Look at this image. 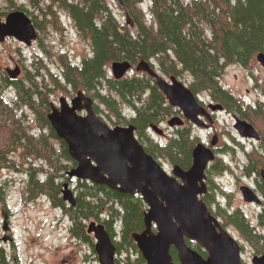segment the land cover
I'll return each mask as SVG.
<instances>
[{
  "label": "trees",
  "instance_id": "16d2710c",
  "mask_svg": "<svg viewBox=\"0 0 264 264\" xmlns=\"http://www.w3.org/2000/svg\"><path fill=\"white\" fill-rule=\"evenodd\" d=\"M51 1L65 9L83 37L90 39L92 54L81 62L60 54V73L46 67V73L28 72L25 80L0 73L4 81L0 84V170L24 173L28 199L46 196L69 217L73 236L92 240L86 222L96 220L115 239L118 254H127L123 261L117 259L119 264H147L133 238L134 233L145 229L147 204L141 194L122 193L105 184L76 179V205L63 199L61 178L72 182L67 171L77 162L48 118L54 91L69 86L75 91L83 89L96 101L97 113L105 106L114 124H134L137 137L154 158L165 156L186 169L196 147L187 131L163 148L149 134L153 124H160L172 113L155 79L146 72L115 79L109 75L108 66L117 60H129L133 65L146 60L166 75L188 73L191 89L220 98L216 91L225 93L220 79L226 67H249L258 53H264V0H123L134 27L123 24L106 0ZM48 8L45 12L51 14L54 24L65 28L58 11ZM39 64L36 70H40ZM125 106L130 107L129 114L124 113ZM31 115L34 117L30 121ZM17 150L22 151L21 160L13 156ZM225 218L241 227L258 253H264V236L251 231L241 210ZM260 219L264 227V215ZM196 246L201 254H207ZM171 253L179 264L174 247ZM0 264H7L3 253Z\"/></svg>",
  "mask_w": 264,
  "mask_h": 264
},
{
  "label": "water",
  "instance_id": "95a60500",
  "mask_svg": "<svg viewBox=\"0 0 264 264\" xmlns=\"http://www.w3.org/2000/svg\"><path fill=\"white\" fill-rule=\"evenodd\" d=\"M126 11V23L134 27L132 17L123 0H117ZM8 37L32 45L38 31L31 17L23 10L10 12L5 21L0 17V41ZM264 67V53L256 56ZM134 65L129 60L112 62L114 78H123ZM137 71L152 76L169 103L183 110L186 117L200 124L199 114L204 108L193 91L175 75L168 81L149 61L141 60ZM11 79H17L19 66L7 68ZM94 99L83 89L69 100L60 97L59 106L52 105L48 118L58 136L65 140L69 153L77 162L67 171L71 179H84L105 184L122 193H139L147 204L144 214L145 229L133 234L147 264H177L171 248L177 250L179 264H244L239 241L225 230L211 213L201 195L207 192L205 170L215 158L203 143L193 151L192 166L185 170L175 165L173 175L151 154L136 135V126L109 125L95 110ZM179 117L169 119L170 125L181 124ZM238 130L245 136H258L253 126L238 120ZM151 129L163 133L160 125ZM247 202L256 200L255 193L242 187ZM62 197L76 205V193L70 182H64ZM155 227V230H154ZM87 232L95 238V251L100 264H118L117 245L105 225L96 220L88 224ZM188 241L196 242L207 251L203 256ZM252 264H264V254H257Z\"/></svg>",
  "mask_w": 264,
  "mask_h": 264
},
{
  "label": "rangeland",
  "instance_id": "374dc122",
  "mask_svg": "<svg viewBox=\"0 0 264 264\" xmlns=\"http://www.w3.org/2000/svg\"><path fill=\"white\" fill-rule=\"evenodd\" d=\"M111 7L114 15L126 24V11L117 0H106ZM23 7L29 15L39 21V42H33L32 45L17 40L14 37H8L5 41H0V72H6L7 68L14 69L19 66L22 70L17 79L25 80L28 72L41 74L46 71V67H51L54 72L60 73L61 62L60 54H68L74 61L81 62L84 56L92 54V45L90 39L83 37L79 32L74 20L65 10L53 4L51 0H0V17L2 13H9L15 7ZM52 6L58 11V19L67 25L65 28H58L53 22L51 14H46L45 9ZM147 7V3L145 4ZM44 9V11L42 10ZM36 63H40V70H36ZM160 73L169 79L170 75ZM109 75L112 74V63L108 66ZM129 74H141L134 68ZM127 74V75H129ZM183 83L189 85L192 78L188 73L177 76ZM41 79V76L39 77ZM221 82L227 87H232L236 93L243 92L246 87L252 89L249 98L257 99L258 90H254L255 82H260L264 86V68L256 60L249 67L240 64H230L226 67L221 76ZM4 81L0 76V84ZM77 91L71 86L67 90H55L52 96L53 104L59 106L60 97L66 96L69 100L75 97ZM96 102V101H95ZM52 104V105H53ZM102 112L98 113L109 125H127L114 124L110 117L111 113L105 106H101ZM130 107H124V113H130ZM107 113V114H106ZM131 116V114H130ZM170 116V115H169ZM34 116L31 115L32 120ZM225 123L221 119V126ZM230 123V121H228ZM149 134L155 141H158V133L151 129ZM21 150L14 152L13 156L21 160ZM161 161V158H158ZM168 164L166 169H168ZM239 171V170H237ZM61 181L67 182L65 178ZM75 190L76 178L70 182ZM224 188L229 196L222 198L221 193L218 198L223 206L229 202L230 207L245 210L249 218L253 219L255 208L246 206L237 193L233 183L224 182ZM76 193V190H75ZM27 178L24 173L13 169L0 170V247L7 264H100L98 255L95 251V238L90 234L92 240L84 238L79 239L70 232L71 221L69 217L60 209L52 205L46 196H39L36 199H28ZM214 205V204H213ZM217 210L218 206H215ZM93 219L87 220L88 224ZM120 232V229L117 230ZM88 234V232H87ZM115 237L120 240L119 235ZM237 240L242 238L235 236ZM247 243L242 250V259L245 264H252V255L254 250ZM123 261L126 253L118 254ZM133 257H137L134 254Z\"/></svg>",
  "mask_w": 264,
  "mask_h": 264
},
{
  "label": "flooded vegetation",
  "instance_id": "af4514ba",
  "mask_svg": "<svg viewBox=\"0 0 264 264\" xmlns=\"http://www.w3.org/2000/svg\"><path fill=\"white\" fill-rule=\"evenodd\" d=\"M14 10H23L29 15L28 11L21 6L12 9V11ZM42 10L44 11V9ZM9 13L5 15L2 13L4 15L1 17L3 21H5ZM31 19L35 26L36 24H40L35 17H31ZM36 28L39 31L37 26ZM39 39L40 38L35 40V43H38ZM133 70L130 72H133ZM135 75L138 74H134L133 76ZM171 76L173 75L169 76V79H167L168 81L171 80ZM126 77H132V74ZM259 84V81L255 82L253 87L254 90L259 89L257 99L249 98V94L252 92V89L249 87L245 88L244 93H236L232 87L224 85L222 89L225 93L216 91V94L219 95L220 98H213L210 93L196 91L190 88L204 108L203 113L199 114L200 124H196L188 119L183 110L177 106L171 105L164 95V103L169 107L172 113L170 116L167 115L161 119L159 125L163 133L157 134L161 148L165 147L171 139H179L181 133L187 131L189 139L195 143L194 146L203 143L213 152L215 158L208 163L205 170L207 192L201 195V198L209 201L208 207L211 213L219 220L221 226L225 230L234 238H236L235 236L237 235L242 237L238 240L242 250L245 249L247 243L251 242L246 238L241 227L225 218L226 214H231L237 209L241 210L250 225L251 231H253V233H260L264 236V227L260 225V217L264 215V86H260ZM173 116L179 117L182 123L173 126L170 125L169 119ZM222 118L225 121L223 126H221ZM238 120L250 123L257 131L258 136H245L241 134L237 127ZM228 121H230V123H228ZM193 151L191 163L185 170L192 166ZM160 158L161 161L158 159L160 163L165 169L168 164L169 168L166 170L173 175V169L177 163L175 164L165 156H161ZM224 182L233 183L244 204L255 208L253 219L249 218L245 210L241 207H230V202V204L228 203L226 206H223L221 200L218 198V196H220L219 193H221L222 198L225 199L229 196L224 188ZM244 186L249 187L253 193H255L256 200L253 202H247L245 200L242 192V187ZM215 206H218L217 210H214L216 208ZM189 243L193 248L197 249L196 245L198 244L196 242L190 241ZM249 245L254 249L252 243ZM204 251L206 250L204 249ZM253 252V257L260 254L255 252V250ZM203 256L206 257L207 254ZM118 258L119 257H117V259Z\"/></svg>",
  "mask_w": 264,
  "mask_h": 264
},
{
  "label": "bare ground",
  "instance_id": "6f19581e",
  "mask_svg": "<svg viewBox=\"0 0 264 264\" xmlns=\"http://www.w3.org/2000/svg\"><path fill=\"white\" fill-rule=\"evenodd\" d=\"M209 204V203H208Z\"/></svg>",
  "mask_w": 264,
  "mask_h": 264
}]
</instances>
